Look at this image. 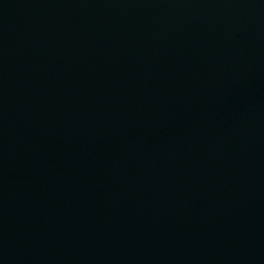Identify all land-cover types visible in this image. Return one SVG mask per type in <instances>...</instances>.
<instances>
[{
  "label": "water",
  "instance_id": "obj_1",
  "mask_svg": "<svg viewBox=\"0 0 264 264\" xmlns=\"http://www.w3.org/2000/svg\"><path fill=\"white\" fill-rule=\"evenodd\" d=\"M0 264H264V0H0Z\"/></svg>",
  "mask_w": 264,
  "mask_h": 264
}]
</instances>
